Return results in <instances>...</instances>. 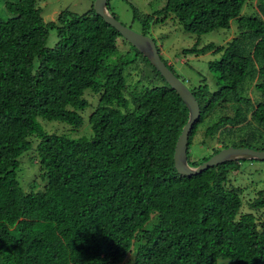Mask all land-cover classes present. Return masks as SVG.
Here are the masks:
<instances>
[{"label":"trees","instance_id":"16d2710c","mask_svg":"<svg viewBox=\"0 0 264 264\" xmlns=\"http://www.w3.org/2000/svg\"><path fill=\"white\" fill-rule=\"evenodd\" d=\"M40 1L7 2L9 17L0 16V264H264V187L243 213L241 190L227 186L243 163L258 161L178 175L173 154L188 111L177 93L93 6L46 22ZM248 1L165 0L155 13L198 36L236 23V36L208 63L215 91L205 81L189 88L164 62L200 109L187 144L191 167L228 147L264 151V0H255L256 14L244 15ZM150 20H142L141 34ZM118 39L129 48L124 54ZM215 49L210 43L188 52ZM137 58L144 70L133 80L124 72ZM86 91L98 97L89 137L43 129L38 119L79 129ZM201 125L200 144L210 150L194 161L190 148ZM33 144L46 183L25 192L18 159Z\"/></svg>","mask_w":264,"mask_h":264},{"label":"rangeland","instance_id":"374dc122","mask_svg":"<svg viewBox=\"0 0 264 264\" xmlns=\"http://www.w3.org/2000/svg\"><path fill=\"white\" fill-rule=\"evenodd\" d=\"M15 0H0V16L7 19L9 15L6 12L5 4L7 2H14ZM95 0H42L39 2L42 17L46 22L54 21L56 15L62 10L69 11L80 15L87 12L94 4ZM165 0H108V11L114 14L118 21L125 27L130 28L136 33L142 32V20L149 16L150 24L147 29L146 36L150 37L159 52L160 58L175 73L184 80V83L189 88L197 87L206 82L210 92L215 91V83L213 74L208 69V63L218 60L220 53L215 51L220 47H225L226 44L236 36V23L232 21L230 28L216 30L201 36L196 34H189L184 31L172 15H161L159 11L164 6ZM139 13L140 19L133 20V9ZM244 15H253L257 13L255 0H249L243 10ZM56 43V32L52 30L49 32L47 40V47L52 48ZM214 44L215 50L208 51L201 55L189 53L194 46L201 49L208 44ZM118 53L124 54L129 48L118 39L117 41ZM130 56L135 58L134 53ZM136 64L130 66L124 73L130 74L133 80H137L141 76L143 63L140 58L136 59ZM142 66V67H141ZM135 86V85H134ZM142 86L138 87L140 89ZM88 102V107L81 113L84 123L74 130L69 125L58 121H47L38 119L43 129L49 134L65 135L68 138L89 137L91 132L87 123V118L90 112L96 107L98 103L97 95L90 91H86L84 95ZM251 99H255L253 93L250 94ZM205 125H201L198 129L193 143L190 148L191 160L197 161L201 155L209 152L210 147L201 146L203 135L201 131ZM237 141V139L235 140ZM32 142L34 140L32 139ZM35 144L32 148L23 153L18 161L19 168L17 171V180L21 189L25 192L41 191L46 180L41 178V172L35 154L33 152ZM227 186H234L241 190L240 197L243 201L242 212H250L248 204L257 196V192L264 187V163H243L239 171L229 175ZM217 264H234L231 260L226 258H218Z\"/></svg>","mask_w":264,"mask_h":264},{"label":"water","instance_id":"95a60500","mask_svg":"<svg viewBox=\"0 0 264 264\" xmlns=\"http://www.w3.org/2000/svg\"><path fill=\"white\" fill-rule=\"evenodd\" d=\"M107 1L108 0H95L93 4L95 14L101 17L105 24L115 29L125 41L148 60L170 89L177 93L188 111L187 123L177 139L173 154V163L177 174L186 177L196 176L212 167L236 161H258L264 163V151L228 147L220 150L197 167H191L188 164L187 144L192 127L200 116L198 103L184 83L178 79L161 60L154 41L146 35L136 33L130 28L123 26L108 11Z\"/></svg>","mask_w":264,"mask_h":264}]
</instances>
